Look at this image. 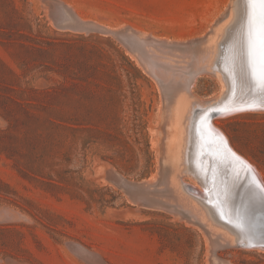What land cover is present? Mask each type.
I'll use <instances>...</instances> for the list:
<instances>
[{
  "label": "rangeland",
  "instance_id": "374dc122",
  "mask_svg": "<svg viewBox=\"0 0 264 264\" xmlns=\"http://www.w3.org/2000/svg\"><path fill=\"white\" fill-rule=\"evenodd\" d=\"M235 2L0 0V264H264L263 249L220 247L233 237L216 222L156 209L177 172L160 163L161 89L122 40L74 29L76 18L185 43L213 36ZM190 89L205 102L224 84L202 73ZM214 118L264 183V112ZM145 180L154 208L132 203L127 184Z\"/></svg>",
  "mask_w": 264,
  "mask_h": 264
},
{
  "label": "bare ground",
  "instance_id": "6f19581e",
  "mask_svg": "<svg viewBox=\"0 0 264 264\" xmlns=\"http://www.w3.org/2000/svg\"><path fill=\"white\" fill-rule=\"evenodd\" d=\"M233 8L227 23L225 22L224 26L220 27L221 30H219L220 28L217 29L213 36L204 40L196 53H193L190 49H172L171 47H166V49L161 47L153 48L152 50L147 46L134 47L137 57L146 70L145 72H148L154 79V82L158 84L163 95L162 102L158 107L160 113L157 115L159 117L157 127H161L165 135V140L162 141L164 147L162 148L160 163L161 165L175 167L177 170L175 175H169L167 183L172 188L173 195H176L177 199L199 217L209 229H212L213 221L220 224L221 231L214 230L224 238L229 235V229L224 227V225L228 227L229 222L227 220L224 221L212 209L201 207L196 200L186 195V191L205 201L203 194L205 187L202 183L205 182L206 175H203L201 172L198 160L202 140L197 126L199 119L206 111L219 108L228 99H226L228 91L226 90L224 77H226L227 83L230 86L229 92L234 88L238 89L240 91L238 96L241 98L243 95L241 91L244 87H246L245 91H247L251 86L252 74L250 73L251 70L247 58V16L245 18L243 16L244 0H236L235 7ZM222 43L226 44L227 64L225 67L218 61L219 47ZM134 60L141 66L138 59L134 57ZM202 73H207V75L211 73L224 84V91L221 95L205 102L196 100L193 88L190 89V85L193 84L194 86L198 76ZM245 112H248V114L250 112H264V105L243 106L225 113H218L217 115L223 119L229 115L232 116L233 114ZM215 119L217 118L213 117L210 122V131L214 133L210 141L215 153H212V157L207 155L203 165V170L210 168L208 179L210 186L216 194L222 197V201L228 212L248 210L250 208L262 211V207L250 202V198L245 192V186L239 188V182H235L237 176L241 175L242 180L247 175L245 176V184H249L252 179L263 191L264 183L260 180L262 176L260 177L253 165L233 150L229 145V140L226 139L220 128L215 125ZM169 136H172V139L167 143L165 141ZM155 141L157 144L156 138H152L151 142L155 144ZM224 143L245 163V166L235 157L231 156L226 149L222 148L224 147ZM247 167L250 170H247ZM106 171L109 173V170ZM107 172L106 175L113 174H108ZM183 175L191 177L193 182L181 180V176ZM111 176L113 177V175ZM188 186L195 189V191H190ZM261 249L264 250V247Z\"/></svg>",
  "mask_w": 264,
  "mask_h": 264
},
{
  "label": "water",
  "instance_id": "95a60500",
  "mask_svg": "<svg viewBox=\"0 0 264 264\" xmlns=\"http://www.w3.org/2000/svg\"><path fill=\"white\" fill-rule=\"evenodd\" d=\"M252 9L247 3V0H244V8H243V16H247V58L249 62V51H250V45H254V52L255 55L253 57L252 63L249 62V67L252 74L251 79V86L250 89L245 91L246 87L241 91L243 92L242 98L238 96V93L240 92L238 89H233L229 92L230 86L227 83L226 77L225 83L227 87V95H226V101L222 105H220L219 108L209 109L206 111L203 116L198 121L197 130L200 134V138L202 140V144L198 153V160L200 164V170L205 176V182L202 183L205 187L204 190V198L205 201H202L200 198H197L192 194L191 192L186 191V195L190 197L191 199L196 200L201 207L204 208H210L213 210L214 213L219 215L224 221L227 220L229 222L228 227L226 229H229V233L232 235L233 239L232 241H226L220 247H258L263 248L264 247V190L260 189L255 182L251 179L249 184H245V175L244 178L241 180V175L239 177L237 176L235 178V182H239V188H242V186H245V192L249 196L250 202L253 204L262 207V211L255 210L254 208H250L248 210H240L235 212H228L223 201L222 197L219 194H216L212 187L209 184V169L203 170V165L205 162V158L207 155H210L212 157L213 148L211 145V138L214 136V133L210 131L211 127V119L216 116L218 113H225L228 111H231L233 109H238L240 107H253L257 105H264V89H261L258 84L256 83V80L253 77V68H255L257 71L260 70V60H261V44L260 40L264 38V19L261 18L260 12V6L257 5L255 7V15L254 18H250V12ZM75 22V30L83 31L84 33H88L90 30H98L99 32L111 34L120 40H122L124 43H126L129 47V49L132 52L134 51V47L136 46H151L152 49L156 48L153 46L155 44L158 48H164L166 47H177L180 45H187V43L193 45L196 42H199L200 40L204 41L206 39L199 38L195 40H191L185 43H176V42H166V41H157L153 38H151L148 35L144 34H138L131 29H125L124 31H109L105 28L99 27L93 23L90 22H82L78 19H74ZM167 48V49H168ZM136 58L139 60L137 57ZM226 44L222 43L219 47V53H218V61L220 64L223 65V67L227 64L226 59ZM141 63V61H140ZM142 64V63H141ZM143 65V64H142ZM144 67V66H143ZM221 142V140L219 139ZM223 149H226L231 156L235 157L238 161H240L244 166L245 163L239 159L233 151L230 150V148L227 146L226 143H224ZM215 153V152H214ZM211 160V158H210ZM247 170H250L247 167ZM247 174V173H246ZM199 179V177H197ZM156 183V182H155ZM155 183L145 180L138 183H128V187L130 189L131 195H133L132 203H136L137 205H140L142 207L146 208H154L152 206V202H150V198L148 197V193L151 192V189L154 187ZM190 191H195L192 187L188 186ZM185 193V192H184ZM134 197V195H138ZM160 202V201H157ZM163 203L161 205V208L157 207L156 209H163L169 213H176L180 220L185 221L186 223L190 225H196L201 227L199 221L194 218L187 206H184L181 204V202L177 199L176 195H172L169 199H166L165 201H161ZM220 225V224H218ZM223 225V224H222ZM216 247L211 246L210 252L211 256L213 257L214 251ZM218 264H230L228 261L217 259Z\"/></svg>",
  "mask_w": 264,
  "mask_h": 264
},
{
  "label": "snow or ice",
  "instance_id": "6c2138e0",
  "mask_svg": "<svg viewBox=\"0 0 264 264\" xmlns=\"http://www.w3.org/2000/svg\"><path fill=\"white\" fill-rule=\"evenodd\" d=\"M248 5L252 9L250 12V18H254L255 15V7L257 5L260 6L261 12V18L264 19V0H247ZM261 44V60H260V70L257 71L255 68H253V77L256 80V83L261 89H264V38L260 40ZM255 55L254 52V45H250V51H249V62L252 63L253 57Z\"/></svg>",
  "mask_w": 264,
  "mask_h": 264
}]
</instances>
